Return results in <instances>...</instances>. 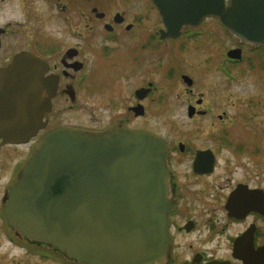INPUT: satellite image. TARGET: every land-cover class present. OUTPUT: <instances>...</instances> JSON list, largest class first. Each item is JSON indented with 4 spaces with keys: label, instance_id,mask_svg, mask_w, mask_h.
Listing matches in <instances>:
<instances>
[{
    "label": "flooded vegetation",
    "instance_id": "flooded-vegetation-1",
    "mask_svg": "<svg viewBox=\"0 0 264 264\" xmlns=\"http://www.w3.org/2000/svg\"><path fill=\"white\" fill-rule=\"evenodd\" d=\"M159 1L0 0V69L19 55L35 58L41 92L34 100L49 102L27 142H0V151L10 150L14 157L21 156V147L26 151L25 157L13 160L14 180L3 190L0 209L3 212V200L23 162L51 130H142L161 138L167 148L170 206L163 264H264L262 173L248 171L247 163L222 160L224 149L233 155L226 112L213 115L210 109H201L204 99L197 96L186 109L197 129L181 133L171 124L161 131L151 127V120L167 121L157 108L152 109V101L164 99L159 83L150 78L152 68L164 67L166 50L174 54L196 50L198 39L214 36L216 28L230 35L217 18L203 11L207 2L196 13L195 24L181 27L176 36H166L167 23L184 21L181 12L171 10L181 2ZM228 5L229 0H224L225 8ZM159 7L168 9L163 13ZM233 41V47L219 54L217 65L224 77L229 80L228 67L234 62L226 56L231 49H239L251 68L263 72L264 46ZM178 67L164 68L165 76L174 77ZM187 79L190 84L183 82L188 96H194V81ZM238 198L244 201L239 208Z\"/></svg>",
    "mask_w": 264,
    "mask_h": 264
},
{
    "label": "water",
    "instance_id": "water-1",
    "mask_svg": "<svg viewBox=\"0 0 264 264\" xmlns=\"http://www.w3.org/2000/svg\"><path fill=\"white\" fill-rule=\"evenodd\" d=\"M176 1L181 4L171 10L184 21L167 23L166 36L195 24L209 2L203 11L239 43L264 45V0H229L226 8L224 0ZM228 56L240 58L239 49ZM36 67L35 58L19 55L0 69L1 143L28 140L49 109L47 100H34L41 92ZM166 156L164 141L142 130L55 128L42 137L4 198L7 225L77 264H163L170 206ZM237 202L238 208L244 204Z\"/></svg>",
    "mask_w": 264,
    "mask_h": 264
},
{
    "label": "rangeland",
    "instance_id": "rangeland-1",
    "mask_svg": "<svg viewBox=\"0 0 264 264\" xmlns=\"http://www.w3.org/2000/svg\"><path fill=\"white\" fill-rule=\"evenodd\" d=\"M214 31V36L198 39L196 50L192 47L174 54L167 49L162 61L164 67L161 70L151 69L150 78L159 83V93L164 99L163 103L157 102L158 104L152 101V109L157 108L159 113L164 114L162 119L167 120H151V127L161 131L168 129L171 124L174 130L181 133L197 129L194 122L188 119L186 109L190 100L194 104L197 96L202 97L204 103L201 109H210L213 115L224 111L228 116L225 128L232 135L230 150L233 155L224 149L222 160L247 163L246 168L251 172L259 170L262 173L261 187L264 189V70L261 68L263 72H260L259 69L251 68L244 60L228 67L230 76L229 80L226 79L217 65L219 54L235 44L233 37L225 35L223 30L216 28ZM245 53L250 55L249 51ZM173 56H178L176 61ZM169 65L179 66L174 77L165 76L164 71ZM182 74H185L183 78L188 76L194 81V96H188L184 84L186 80H182ZM205 120V124H208L210 118ZM156 124L159 127H155ZM237 147L242 148V151L239 152ZM19 150L21 156L16 157V153L13 154L10 150L0 151V200L5 187L14 180L11 175L13 160L26 155L24 147ZM0 212L2 213L1 209ZM48 252H51L49 247L29 243L21 233L9 227L0 215V264H76L61 254L55 255L57 259L40 256V253L45 255Z\"/></svg>",
    "mask_w": 264,
    "mask_h": 264
},
{
    "label": "trees",
    "instance_id": "trees-1",
    "mask_svg": "<svg viewBox=\"0 0 264 264\" xmlns=\"http://www.w3.org/2000/svg\"><path fill=\"white\" fill-rule=\"evenodd\" d=\"M40 244H42L44 246H47L46 244H43V243H40ZM50 250H51V252H48L45 255H43V254L40 253V256H42L45 259H53V258L57 259V257L55 255H58L60 253L58 251L54 250V249H50Z\"/></svg>",
    "mask_w": 264,
    "mask_h": 264
}]
</instances>
